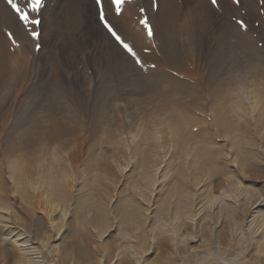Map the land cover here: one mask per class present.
<instances>
[{
  "label": "bare ground",
  "instance_id": "bare-ground-1",
  "mask_svg": "<svg viewBox=\"0 0 264 264\" xmlns=\"http://www.w3.org/2000/svg\"><path fill=\"white\" fill-rule=\"evenodd\" d=\"M16 2L27 7V0ZM101 6L135 57L104 27L95 0H44L39 13H29L41 21L38 29L28 26L41 33L38 41L0 0L1 264H49L46 252L53 264H66L71 255L60 244L68 242L74 216L94 209L101 217L89 223L91 240L104 251L84 255L93 264L121 256L108 250L107 212L90 201L100 198L108 181L107 151L101 146L95 163L86 158L87 141L96 132H107L114 147L109 163L123 173L132 165L126 184L138 193L139 205L156 204L153 230L178 234L188 220L196 227L203 207L220 213L226 202L227 210L237 209L249 194L245 181L264 183V160L249 150L245 133L264 138V0H131L121 16L110 0ZM46 81L51 95L42 96L38 88ZM199 99L206 107L202 117ZM117 116L123 124L115 131L108 124ZM39 139L45 141L42 151L24 155V144ZM224 157L234 171L222 172ZM218 176H228V186V180L215 181ZM263 188L254 187L247 197L248 219L238 226L245 237L240 234L234 256L217 247L207 250L209 257L190 252L188 261L264 264ZM170 202L174 209L164 208ZM133 205L118 219V242L143 259L145 219ZM146 232L152 242L153 232ZM182 240L189 243L192 236Z\"/></svg>",
  "mask_w": 264,
  "mask_h": 264
},
{
  "label": "rangeland",
  "instance_id": "rangeland-1",
  "mask_svg": "<svg viewBox=\"0 0 264 264\" xmlns=\"http://www.w3.org/2000/svg\"><path fill=\"white\" fill-rule=\"evenodd\" d=\"M32 89L34 93L35 90L37 89V85L33 86ZM38 89H39L38 93H40V95L42 96L51 95L52 89L48 81L44 82L43 85L40 86ZM198 105H200L201 110L204 108L202 111L198 113L202 117L204 116V111L206 110V107L203 106L202 100L200 99H199ZM120 124H123L122 116H117L108 125L110 127H113V129L115 130V128L119 127ZM245 133L247 136V141L249 142V146H248L249 150H252L253 152L258 153V155L262 157V159L264 160V138L260 135L259 132L248 131ZM210 134L212 136L211 137L212 140H215L216 142L220 140V144L224 143L223 141L225 139L216 137L213 134V132H210ZM113 135L116 138H120L121 132H113ZM107 138H108L107 132H96L94 136L87 141V144H86V146L89 149L88 150L89 154L86 155V158L87 157L90 158L91 163H95L96 161H99L100 158H97V154L99 153L98 149L101 146L107 151L105 153L106 155L104 156L107 157V161H108V169H107L108 181L104 183V186H102L100 193H98L97 195V197L99 196L100 198H98V200L95 199L96 201L90 200L91 204L93 203L94 207H96L97 205V207L101 208L102 211L104 210L107 212L103 214V216L105 215V217H107L108 224L112 222L109 224L111 227L108 230L109 237L107 239H111L110 244H108L109 245L108 250H111V249L113 251L115 250L114 253L117 252V253H120L121 255L120 257L117 256L115 259H112L109 263L107 262L106 264H197V261L194 259H191L190 262L188 261L190 259V252L194 251L197 254V257H209L210 253L207 250L212 249L214 251V249H216L217 247H221V249L227 251V253L229 252L228 254H226L229 257H232L236 254V251L240 248V242H241L238 239H240V237L242 236L243 238L245 237L240 232V230H238V226H240V224H242L246 219H248V215H249L248 211H250V208H249L250 204L248 205L249 201L247 197L249 196L248 198L250 199V197L255 193L254 187L263 188L264 183L260 185L258 182L256 183L251 180L245 181L244 185L248 189L249 194L243 199H241V205L239 203L237 209L227 210L226 202H224L225 203L224 206L220 204L221 206L220 213L218 212L219 210H211V209L206 208L209 205L203 207L204 209L202 208V210L199 211L198 214H196V218H194V220L196 219L197 221L196 227L195 225L193 226V223L195 222L192 223L191 220H188V221L182 222L178 230V234L177 233L168 234L166 230L163 228L153 230L152 225L154 223V216H155L154 210L157 208V206L156 204L153 205L152 202H149L147 206H144V207L141 203L139 205L140 198L138 196V193L132 189V186H128L126 184L127 180L133 174V168L131 167L132 165L130 164V167L127 169V171L123 173L117 167L116 163H109V162H112V159L110 157H111V154L113 153L112 151L114 147L107 144L108 142ZM44 145H45V141L43 139H39L33 143L30 142L29 144H24V147H23L24 155H27L28 152H37V151L41 152L42 149L44 148ZM227 149L228 148H223L221 150V153L224 156L228 153ZM170 157L171 156L167 158L168 161ZM220 161H221L220 164L222 165V170H223L222 172L229 173V171H234L232 169H234L233 166L235 165L231 164V162H228L225 159V157L224 159L222 158ZM125 163H126L125 161L121 162L120 168L124 166ZM260 165L264 167V161L261 162ZM110 166H112V168L114 169L112 172L109 171ZM103 167L104 166L102 165V168ZM228 176H218L217 178H215V181H217L219 178L220 179L222 178V183L224 184V182L228 180L227 182H225V185L228 186L230 182L229 180L230 176L229 177ZM261 180H264V179L262 178ZM127 196H128V199H127ZM123 197H126V198H123ZM262 197L264 198V193ZM135 200H137L138 202L137 201L135 202ZM133 204H135V209L133 207L134 210L133 209L132 210L137 211L135 212V215L137 216V213H138L141 215L143 220L147 219V222L144 220L146 223L143 221V225L146 226V227L144 226L143 227L146 230L153 232L154 240L151 242V240L148 239V234H145L146 230L142 231V234H143V235L141 234L142 241L143 243H145L144 244V247H145L144 256L145 257L143 259H137L133 257L131 250L129 248H126L127 243L118 242L120 241L118 240L119 238L117 236V231H116L117 230L116 228H118L117 226L119 222L118 219H120L121 215L125 212L126 206L128 205L134 206ZM168 204H166L164 208L168 210L174 209V202H170ZM105 207L107 208L110 207V212L112 213H109V211L105 209ZM139 207L141 208V210H139L140 213L138 211V209H140ZM170 207H172V209ZM94 210L95 211L92 210V212H89V213L84 212L85 214L81 213L79 215L76 214L74 216L73 224L68 234L69 235V238L67 240L68 242H66L67 244L65 242L60 244L63 250V254L66 252V255L67 254L71 255V257L68 258V261H66V264H93L96 261H94L92 257L90 256L87 258V256L84 255V253L90 250L92 251L94 249L98 250L94 253L101 254V251H104L103 247L99 246L98 244H95V245L93 244L95 240L92 242V240L94 239L93 238L94 232L93 230H91L92 229L91 224L92 222L97 221L101 217L100 212L96 211V209ZM241 212L243 213L241 214ZM140 215H138V217H140ZM161 216L163 218L164 215H161ZM212 216H214L216 219ZM108 217L110 218L113 217V218L110 219ZM213 219L215 221H218L216 227L214 225ZM52 223L55 225L54 228L57 232V229L60 226L59 218L55 216ZM89 223L91 224L89 225ZM240 234H242V236ZM187 235L192 236V240L189 243L188 242L185 243V241L182 240L183 238L185 239ZM194 236H197V237H194ZM149 237H151V235ZM86 240H88L87 243H86ZM238 246L239 248H237ZM45 258L48 260L49 264L54 263V258L49 254V252L45 253ZM98 259L99 258H97V260ZM1 263L3 262L1 261L0 264ZM210 263L214 264L212 262Z\"/></svg>",
  "mask_w": 264,
  "mask_h": 264
},
{
  "label": "snow or ice",
  "instance_id": "snow-or-ice-1",
  "mask_svg": "<svg viewBox=\"0 0 264 264\" xmlns=\"http://www.w3.org/2000/svg\"><path fill=\"white\" fill-rule=\"evenodd\" d=\"M7 2L10 5L12 11L17 14V16L20 18V20L24 23L25 27L28 29L32 40L38 41L41 33L38 30H34L33 28H28V26L34 25L35 29H38L40 24H41V21L39 19H37L36 17L30 18L29 13H39L41 8L43 7L44 0H27V7H25V8L19 7L16 0H7ZM95 2L97 4V6L99 7V17H100L101 22L104 24V27L107 28V30L117 39V41L122 44V47L125 49V51H127L130 55L135 57V53L129 47V45L125 42H122L120 40V37L113 31V28L109 25V23L105 21L104 9L101 6L102 0H95ZM110 2L115 8V15L121 16L123 6L126 3H130L131 0H110ZM234 2H237V0H234ZM212 3L215 5L216 0H212ZM140 23L147 30L148 37L151 38L152 37V30L149 27L147 20L142 19L140 21ZM241 27H243V24H241ZM37 50H39L38 47H37ZM136 62L138 64L140 63L139 60H137Z\"/></svg>",
  "mask_w": 264,
  "mask_h": 264
}]
</instances>
